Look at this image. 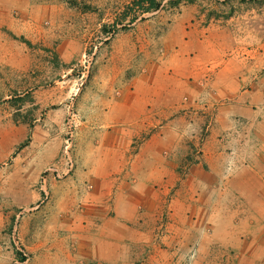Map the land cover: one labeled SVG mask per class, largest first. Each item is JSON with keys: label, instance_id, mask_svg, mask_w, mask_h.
<instances>
[{"label": "crops", "instance_id": "crops-1", "mask_svg": "<svg viewBox=\"0 0 264 264\" xmlns=\"http://www.w3.org/2000/svg\"><path fill=\"white\" fill-rule=\"evenodd\" d=\"M178 3L181 12L114 41V92L89 114L98 124L90 120L91 141L75 149L68 176L57 179L69 159L51 145L24 146L3 163L0 192L19 199L13 231L29 253L21 261L9 245L6 264H122L127 247L148 237L135 215L162 209L185 176L175 169L185 157L194 159L186 181L204 178L215 196H243L245 213L257 214L241 237L214 242L211 259L264 264V0ZM167 17V27L157 23ZM123 67L129 82L116 77Z\"/></svg>", "mask_w": 264, "mask_h": 264}, {"label": "rangeland", "instance_id": "rangeland-1", "mask_svg": "<svg viewBox=\"0 0 264 264\" xmlns=\"http://www.w3.org/2000/svg\"><path fill=\"white\" fill-rule=\"evenodd\" d=\"M135 1L0 0V169L17 158L24 146L31 145L33 149L51 145L60 150L58 159L75 155L66 173H57L55 165L48 169L60 175L57 179L75 169V149L91 141L87 137L90 122L98 124L89 114L104 95L114 92L109 84L116 68L111 59L114 41L124 39L122 34L153 16L182 11L180 0L164 4L159 0L161 6L152 12H144ZM157 23L167 27L170 21L167 17ZM123 69L116 77L129 82L131 70ZM193 160L185 157L176 165L185 176L170 185L162 209L152 216L140 209L135 215L143 221L140 230L148 237L127 247L122 264H227L211 259L212 248L219 247L213 246L214 242L225 244V238L233 241L241 237L238 232L244 233L245 222L257 214L245 213L243 196H215V188L204 187L209 186L204 178L199 183L186 181ZM221 187V183L216 186ZM49 194L44 201L51 198ZM18 200L0 192V264L2 258L6 264L4 253L11 247L23 254L24 260L29 258L13 231L23 211L12 207ZM237 224L244 229H237ZM224 251L228 254L225 249L219 253Z\"/></svg>", "mask_w": 264, "mask_h": 264}, {"label": "trees", "instance_id": "trees-1", "mask_svg": "<svg viewBox=\"0 0 264 264\" xmlns=\"http://www.w3.org/2000/svg\"><path fill=\"white\" fill-rule=\"evenodd\" d=\"M135 4H139L144 12L155 11L161 6L159 0H136ZM20 260L23 261L24 257L21 256Z\"/></svg>", "mask_w": 264, "mask_h": 264}, {"label": "built area", "instance_id": "built-area-1", "mask_svg": "<svg viewBox=\"0 0 264 264\" xmlns=\"http://www.w3.org/2000/svg\"><path fill=\"white\" fill-rule=\"evenodd\" d=\"M68 159H69V160H68V161H69L68 164H69V166L71 167V166L73 165V159H72V156L69 155V156H68ZM43 183H45V182H43Z\"/></svg>", "mask_w": 264, "mask_h": 264}]
</instances>
